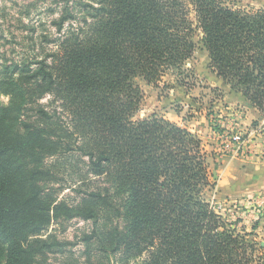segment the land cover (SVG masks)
Here are the masks:
<instances>
[{
    "label": "trees",
    "instance_id": "obj_1",
    "mask_svg": "<svg viewBox=\"0 0 264 264\" xmlns=\"http://www.w3.org/2000/svg\"><path fill=\"white\" fill-rule=\"evenodd\" d=\"M62 1L49 53L0 62V264H47L67 244L48 229L73 218L91 228L84 262L69 264H253L256 243L204 197L214 183L201 139L165 117L136 118V78L181 73L200 29L211 69L253 125L264 122V10ZM72 158L84 167L77 182L104 185H78L67 201L58 174Z\"/></svg>",
    "mask_w": 264,
    "mask_h": 264
},
{
    "label": "rangeland",
    "instance_id": "obj_2",
    "mask_svg": "<svg viewBox=\"0 0 264 264\" xmlns=\"http://www.w3.org/2000/svg\"><path fill=\"white\" fill-rule=\"evenodd\" d=\"M222 1L235 9L264 10V0ZM63 3L62 0H0V62L49 53L53 48L49 40L57 35L52 22L58 18ZM189 16L196 26L194 12L190 11ZM200 31L194 32L196 49L181 73L168 72L157 84L136 78L143 95L135 117L152 114L165 117L201 139L210 180L214 183L205 191V199L216 212L228 214V220L247 233L257 246L253 264H264V122L254 126V114L229 93L211 69ZM49 98L41 101L47 103ZM0 100L7 102V97L1 96ZM236 135L240 140H230ZM227 141L230 147L224 150ZM73 159L77 158H72L76 163L70 166L68 162L58 174L63 186L58 198L67 201L74 199L73 188L78 185L82 190L104 185L102 178L77 182L74 169L84 167L80 159ZM90 228L91 222L78 218L53 222L47 233H54L67 244L63 252L50 254L47 264L83 263L86 251L82 237Z\"/></svg>",
    "mask_w": 264,
    "mask_h": 264
},
{
    "label": "built area",
    "instance_id": "obj_3",
    "mask_svg": "<svg viewBox=\"0 0 264 264\" xmlns=\"http://www.w3.org/2000/svg\"><path fill=\"white\" fill-rule=\"evenodd\" d=\"M230 140L237 141V140H240V138L236 135V136H233ZM229 143H230V141H227V142H225L223 144V146L225 147L224 150H228L229 149V147H230V144Z\"/></svg>",
    "mask_w": 264,
    "mask_h": 264
},
{
    "label": "crops",
    "instance_id": "obj_4",
    "mask_svg": "<svg viewBox=\"0 0 264 264\" xmlns=\"http://www.w3.org/2000/svg\"><path fill=\"white\" fill-rule=\"evenodd\" d=\"M250 110V109H249ZM261 162H263V161H261ZM262 174H263V176H264V167H263V170H262Z\"/></svg>",
    "mask_w": 264,
    "mask_h": 264
}]
</instances>
